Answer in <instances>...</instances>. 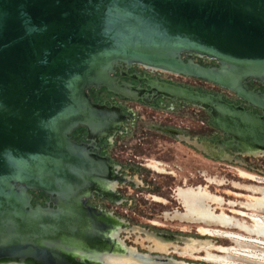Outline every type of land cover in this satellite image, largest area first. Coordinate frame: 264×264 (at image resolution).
<instances>
[{
    "label": "water",
    "instance_id": "obj_1",
    "mask_svg": "<svg viewBox=\"0 0 264 264\" xmlns=\"http://www.w3.org/2000/svg\"><path fill=\"white\" fill-rule=\"evenodd\" d=\"M197 56L217 65L195 62ZM103 64L108 65L107 73L117 87L96 77ZM134 64L233 92L240 104L221 95L131 76L151 88L150 93L208 111L211 125L222 135L215 147L228 145L225 152L230 159L225 161L244 156L247 147L256 148L258 157H264V91L251 89L252 83L264 89V0H0L1 216L5 211L15 216L20 212L16 207L41 215L58 210L54 199L60 193L48 186L43 173L55 175L59 162L117 182L116 174L115 178L105 176L82 160L71 163L61 139L70 151L85 147L94 153L92 142L96 140L90 132L101 131L108 124L84 118L77 109L82 103L91 111L112 108L95 103L89 95L91 89L106 88L122 98L139 100L148 90L121 82L127 76L124 67ZM226 70L245 75L242 89L229 83L223 73ZM121 87L137 92L123 94ZM63 121L59 136L57 126ZM79 128L87 130L86 142L71 137ZM94 154V163L115 173L107 158ZM9 182L16 183L12 190ZM21 184L24 206L9 207L18 198ZM35 193L48 198L45 206L33 203ZM94 194L114 200L93 190L83 195L79 208L97 219L110 214L87 205ZM12 256L0 250V264L23 262Z\"/></svg>",
    "mask_w": 264,
    "mask_h": 264
},
{
    "label": "bare ground",
    "instance_id": "obj_2",
    "mask_svg": "<svg viewBox=\"0 0 264 264\" xmlns=\"http://www.w3.org/2000/svg\"><path fill=\"white\" fill-rule=\"evenodd\" d=\"M107 71L108 65H101L96 70L98 74H96V77L100 81L106 82L110 87H117V82L109 77ZM223 73L233 87L243 88L245 75L238 73L236 70H226ZM121 89L123 94L130 93L134 95L137 92L136 89L130 91L127 88L121 87ZM77 110V113L80 116H84V118L96 121L102 120L108 124L101 131L91 130L90 137L96 141L104 133L113 130L114 125L121 121V117L117 113L118 109L114 105L108 112H103L101 109L91 111L82 103ZM64 124L65 122L63 121L57 126L59 136H62ZM62 141L63 138L61 139L63 152L69 157L71 163H74V160H82L87 163V166L89 165L95 170L99 169L97 171H102L105 176L115 178L117 175L116 172H111L110 174L103 164L94 163L92 160L97 158V154L91 153L88 148L84 147L76 151H70L69 145ZM226 147L228 145L220 144L218 148L215 147V150H213L207 143H203L198 148L203 150L205 155H209L215 160H226L230 159L225 152ZM259 153L256 148L247 147L243 154L245 157H258ZM81 154L84 156L90 155L91 158L88 156L90 159H86ZM56 168L57 172L55 175L43 173V179L50 188L59 191V196L54 199L59 209L54 213L41 215L28 213L22 210L21 207H16L20 212L13 217L5 211L2 216L0 215V250L5 249L10 254H13L12 257L21 259L23 261L21 264H191L183 260H176L173 257L139 253L136 248L127 246L120 237L123 231L139 232L137 228H131L128 224L126 225L122 221L113 219L110 214L106 213L102 218H94L89 214H85V211L79 208L78 203H80L79 201L83 198V195H89L93 190L101 191L115 199L114 192L117 182L114 179L110 181L104 177L87 175L86 172H82L77 167L66 162H59ZM7 186L12 190L16 183L9 182ZM22 186V184L18 186V198L13 200L9 207H15L17 203L24 206L26 199L22 192ZM79 190L81 191L79 192ZM259 193L262 196V193ZM253 219L252 228L249 226H242L241 228L245 232L254 235L256 239L230 233L225 236L233 240L243 250V252L235 251L233 257L259 264V262L264 263V257H257V254L250 248H258L259 245L257 244H263L264 219L259 217H254ZM144 233L147 234L146 232ZM41 234L46 235L41 237ZM147 237L157 246L180 241L186 244L184 240L175 237H161L152 234H147ZM203 245L204 248L211 246L207 242H203ZM84 246L88 248L84 249ZM222 250L227 251V249ZM77 256L79 260L76 259ZM208 259L221 264H238L213 255H208Z\"/></svg>",
    "mask_w": 264,
    "mask_h": 264
},
{
    "label": "flooded vegetation",
    "instance_id": "obj_3",
    "mask_svg": "<svg viewBox=\"0 0 264 264\" xmlns=\"http://www.w3.org/2000/svg\"><path fill=\"white\" fill-rule=\"evenodd\" d=\"M194 59L201 64L205 61H203V59L198 56ZM123 71L127 73V76H123L121 78V82H126L134 86L140 85L141 88L147 89L148 92L143 93L142 97L139 100H134L129 98H122L118 95L110 93L105 88L91 89L89 91V95L95 103L106 105L109 108L113 105L116 106L118 111L120 112L121 121L118 122L114 129L111 130L108 134L99 137L97 141L92 142V151L94 153H98L102 157L107 158L109 163L114 166L115 172L117 174V185L114 192L115 199L110 200L101 195L94 194L88 200L87 205L97 209L98 211H105L107 213L113 214L120 220L129 224V226L132 228L133 225L128 221L127 218L118 215L116 211H113L108 207H132L135 202L139 201L135 197V195L139 194V191H154L153 193H155L154 197L156 199H158L159 201H165L164 205L160 204L158 206L161 209H165L171 204H176V201L178 200L180 202L178 204L182 207V211L177 210L174 214L166 213L165 219H170L172 221L179 220L182 223L198 224L200 235L202 236H213L212 233L215 230V225H219L217 227L222 226L223 228L239 227L240 229H242V226H247L245 224H241V222H239L233 216L226 214L224 210L221 212L218 211L224 206L226 199L213 194L211 192L212 186L207 185L205 187L199 186L198 188H193L186 185L184 187H179L176 190V196L178 198L176 201L173 200V196L168 197L167 191L160 190L159 188H153L154 190L152 189V181L148 180V174L151 171L146 169V166L143 164V162H145V160H147L148 156L150 155L152 156V158H154L153 160H156V158L160 156L159 153L156 154V149L153 150L155 148V140H153V135L146 133V130L142 128V130L140 131L142 136L140 135L141 137H139V135H137V131H134L136 128V123L140 117L146 119V116L149 117V113H153L156 110H165L170 114H172V112H175L176 110H179L182 113H187L189 110L192 115L198 117L197 123L195 124L197 126L195 127H192L191 125L187 126L186 121L183 120V118L181 119L180 124H178L177 120H175V118H173V116L171 115H167L165 119L156 122H154L153 120L152 126L155 132H159V134L161 135L159 137L166 141L165 143H176L182 145L185 148H190L192 151H194L195 153H199V155L204 158L206 157L204 156L203 150L199 149L198 147H200V145H202L203 143H207L210 147L213 148V150H215V142L218 139L222 138V135L211 125L212 117L208 111L204 110L200 106L188 105L183 102L172 101L171 99L158 95L156 92L150 93L149 91H151V88H148L144 82L140 84L137 79H133L131 78V76H136L139 79H146L149 81L157 80L159 82L181 85L191 90H198L201 92L204 91L197 88H192L179 82H175L171 78L174 75L172 73L145 67L142 65L134 64L130 67H124ZM116 75L120 76L119 69H116ZM251 89L264 91L263 87L260 84L255 83H252ZM208 93L221 95L225 100L229 102H234L236 104L241 103L237 95L233 93L231 94H233V96L237 98V100L235 101L222 94H215L213 92ZM148 109H151L153 111L148 112ZM205 121H207L208 126L206 129V132L208 133L207 137L203 136L205 131L203 129V125H205ZM129 134H131V136L135 139V142L126 139ZM143 134L146 135V138L143 136ZM87 135V130L85 128H79L72 133L71 137L78 143H82L84 141L86 142L85 138L87 137ZM149 135L152 137L151 139H147V136ZM114 149H118L116 157H114L113 155ZM208 160L218 162L225 161L215 160V158L213 157H209ZM154 166L156 167V169L161 170L158 165ZM207 179L208 183L215 184V186H224L228 183L227 180H225L224 178L220 179L219 177H208ZM232 184L234 185V187L245 188L250 192H261L262 196H260V198H255L250 206L255 208L256 210H264V188H259L252 185L243 186L241 183L234 182ZM146 186L149 187L145 189ZM36 194L37 193H35L34 195L36 196ZM39 194L41 195V201L39 202L38 200L34 199L33 203L39 202L41 205L45 206L48 198L42 193ZM165 197L167 198L165 199ZM230 204H232V202H230ZM133 228H137L139 232L130 231L125 233L133 232L135 234H139L141 237L142 233L146 232L138 227ZM149 228L153 229V232L149 231V229L144 228L148 231L146 232L147 234L157 235L161 237H175L186 242L183 247L177 246L176 243L178 242L157 246L153 244L152 241L149 240V237H147V234H145L146 237L143 240L147 241L150 244L149 253H151V255H154L153 252H157L161 255H169L170 250L174 249L175 251L180 252L183 257L186 255L192 257L195 253L204 250L203 242H207L189 237H179L155 233V227ZM122 233H124V231ZM122 233L120 237L123 240ZM141 243L143 244L144 241ZM208 253L209 252H207V254ZM183 257L173 258L176 260L186 261L183 259ZM186 262L189 263V261Z\"/></svg>",
    "mask_w": 264,
    "mask_h": 264
},
{
    "label": "rangeland",
    "instance_id": "obj_4",
    "mask_svg": "<svg viewBox=\"0 0 264 264\" xmlns=\"http://www.w3.org/2000/svg\"><path fill=\"white\" fill-rule=\"evenodd\" d=\"M204 66H216L215 61L207 60L206 58H202ZM195 60V59H194ZM195 62H197L195 60ZM199 63V62H198ZM201 64V63H200ZM175 82H179L190 86L192 88L200 89L204 92H213L215 94H222L226 97H229L231 100H237L236 97L233 96V92L228 89L221 88L214 84L208 83L206 81L188 78L184 76L173 75L171 77ZM257 84V83H255ZM233 93V94H231ZM239 99V98H238ZM153 111L148 109V112ZM167 115L173 116L177 123L180 124L181 119L186 121L187 126H197L198 117L192 115L190 111L186 113H182L179 110L172 112V114L168 113V111L156 110L153 113H149V117L139 118L136 123L135 132L137 131V135L139 137L142 136L140 131L142 128L146 130V133L153 135V140H155L154 149L156 154L159 153L158 158L153 160L152 156H148V159L143 162L146 166V169L151 171L148 175L149 181H152V189L159 188L160 190H165L168 193V197L173 196V200H177L176 190L179 187L189 186L193 188H198L199 186H212L211 192L220 197L226 199V202L222 208L218 211H225L226 214L233 216L236 218L241 224H245L252 228L254 224L253 217H259L264 219V211L256 210L251 207L250 204L255 198H260L259 192H250L245 188L234 187L232 184L241 183L243 186H257L259 188H264V157H245V156H237V160L232 162L229 161H210L209 157L204 154V157H201L199 153H195L190 148H185L182 145L176 143H165L166 141L159 136V132H155L152 123L165 119ZM154 118V119H153ZM203 125L204 137L208 136L206 132L207 129V121H205ZM134 132V133H135ZM141 135V136H140ZM146 138V135L143 134ZM152 137L149 135L147 139H151ZM127 140H131L135 142V139L129 134L126 138ZM168 142V141H167ZM149 146V145H147ZM118 150V149H117ZM113 150L114 157L117 156L118 151ZM152 150V149H151ZM161 162V163H159ZM154 165H158L161 170L156 169ZM244 169V171H243ZM246 171V172H245ZM208 177H219L220 179L224 178L228 181L224 186H215V184L208 183ZM149 186H146L147 189ZM153 189V190H154ZM171 189V190H170ZM154 192V191H153ZM148 191H139V194L135 195L136 199L139 200L135 202L132 207H108L113 211H116L118 215L124 216L128 219L129 222L133 225V227H138L143 229L144 231L153 232V229L149 227H155V233L167 234L172 236L179 237H189L196 240H203L209 242L211 246L209 248H204L194 254V256H184L181 255L180 252L175 251L174 249L170 250L169 255H161L157 252H153L154 255L166 256V257H183L184 260L189 261V263L193 264H221L220 262H215L214 260H209L208 255L217 256L222 259H227L228 262L238 263V264H254L251 262H247L244 259H237L234 256L235 251H242L240 247L230 240L226 238L225 234H238L245 236L247 238L256 239L254 235H251L239 227L233 228H223L215 227L213 231V236H202L200 235V230L198 224H189L182 223L179 220L172 221L170 219H165V214H174L177 210L182 211V207L178 204L179 200L176 201V204H171L169 207L165 209H161L158 207L160 204H165V201H159L154 197L155 193ZM167 197H165L166 199ZM35 199L39 202L41 201V195L39 193L36 194ZM169 199V198H168ZM232 202V204H230ZM215 208V206H214ZM146 228V229H144ZM211 234V233H210ZM146 235L143 232L140 237L139 234L135 233H122L123 240L126 241L129 247H133L139 250V253L149 254V246L150 244L143 240ZM144 243L142 244L141 242ZM263 244L259 245L258 248L251 247L250 249L257 254V257H264V240H262ZM177 246L183 247L184 243L182 241L176 243ZM227 249V251H223L222 249ZM207 252H209L207 254ZM247 254V253H246ZM181 261V260H179ZM259 264H264L259 262Z\"/></svg>",
    "mask_w": 264,
    "mask_h": 264
}]
</instances>
